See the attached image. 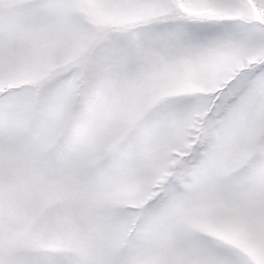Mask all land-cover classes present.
<instances>
[{"label":"snow or ice","instance_id":"snow-or-ice-1","mask_svg":"<svg viewBox=\"0 0 264 264\" xmlns=\"http://www.w3.org/2000/svg\"><path fill=\"white\" fill-rule=\"evenodd\" d=\"M0 264H264V0H0Z\"/></svg>","mask_w":264,"mask_h":264}]
</instances>
